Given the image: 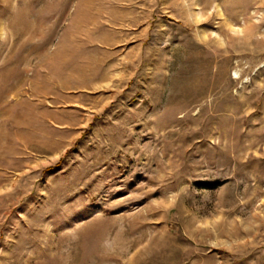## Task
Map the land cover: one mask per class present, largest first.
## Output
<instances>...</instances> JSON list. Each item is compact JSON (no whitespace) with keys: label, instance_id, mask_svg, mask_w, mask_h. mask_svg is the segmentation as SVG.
Returning <instances> with one entry per match:
<instances>
[{"label":"rangeland","instance_id":"rangeland-1","mask_svg":"<svg viewBox=\"0 0 264 264\" xmlns=\"http://www.w3.org/2000/svg\"><path fill=\"white\" fill-rule=\"evenodd\" d=\"M0 264H264V0H0Z\"/></svg>","mask_w":264,"mask_h":264},{"label":"trees","instance_id":"trees-1","mask_svg":"<svg viewBox=\"0 0 264 264\" xmlns=\"http://www.w3.org/2000/svg\"><path fill=\"white\" fill-rule=\"evenodd\" d=\"M53 170V169H52Z\"/></svg>","mask_w":264,"mask_h":264}]
</instances>
